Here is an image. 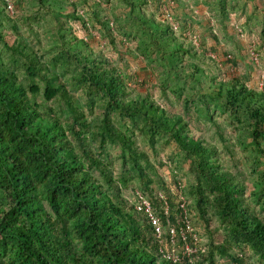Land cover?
Here are the masks:
<instances>
[{
	"label": "trees",
	"instance_id": "16d2710c",
	"mask_svg": "<svg viewBox=\"0 0 264 264\" xmlns=\"http://www.w3.org/2000/svg\"><path fill=\"white\" fill-rule=\"evenodd\" d=\"M90 1L83 0L88 8ZM120 1L127 8L128 19L146 33L142 48L148 65L161 77L159 88L165 99L166 81L180 79L204 99L223 104L232 115H242L264 195V91L247 84L245 74L222 70L221 64L225 69L237 67V56L225 51L219 63L176 36L161 20L164 13L155 18L148 0ZM234 1L243 7L250 3L255 9H264V0H218L217 10L223 19L233 9ZM35 2L55 20L59 48L52 63L60 72H68L75 87L102 98V117L97 127L92 126L59 73L48 68L33 51H27L22 41L9 45L0 31L2 45L24 57L28 80L24 84L0 63V264H226L227 260L252 264L245 258L246 249L257 254L258 264H264V220L241 197L240 181L221 165L216 146L196 122L185 119L169 104L157 103L150 92L130 86L118 67L87 39L68 34L70 28L61 15L79 19L86 28L76 0ZM5 13L9 14L0 0V17L12 21ZM90 14L113 46L115 37L106 20L100 18L96 7H91ZM260 38L258 46L264 41L263 35ZM211 39L219 45L213 32ZM250 44L245 50L251 59L247 51ZM256 44L252 48L260 56ZM35 78L45 82L46 100L62 99L69 120L62 121L50 107L42 108L36 98L40 88ZM111 114L140 123L152 145L155 135L174 144L187 163L189 184L184 186L181 179H168L157 171L149 154L117 128ZM90 136L99 138L103 150L105 137L119 145L117 156L127 166L119 179L121 188H130L127 196L113 177L110 161L93 154ZM84 162L92 166L85 168ZM158 164L172 169L162 160ZM135 181L138 186L133 187ZM136 188L150 201L160 220L161 243L148 217L135 210L128 199ZM182 199L186 218L180 207ZM261 204L264 207V201ZM193 216L207 231L206 247L193 241ZM213 216L222 223L223 236L212 224ZM187 226L191 231L184 232V241L180 231ZM171 227L178 252L185 242L195 245L192 260L181 256L172 261L162 255L159 246L170 248Z\"/></svg>",
	"mask_w": 264,
	"mask_h": 264
},
{
	"label": "rangeland",
	"instance_id": "374dc122",
	"mask_svg": "<svg viewBox=\"0 0 264 264\" xmlns=\"http://www.w3.org/2000/svg\"><path fill=\"white\" fill-rule=\"evenodd\" d=\"M76 1L78 2L76 9L78 13H82L81 16L86 21V28L84 29L79 19L65 18V15H61L70 28L68 34H72L76 38L87 39L96 51L103 53L118 67L130 86L139 91L150 92L157 103L163 106L169 104L182 113L185 119L189 118L191 122H196V127L216 146V157L221 165L240 181L241 197L264 220V207L261 204L264 201V195L260 190L258 166L254 157L255 151L248 144L246 122L241 119L242 115H232L223 104L204 99L202 95L194 92L195 89L191 88L189 83L180 79L169 78L166 81L167 84L163 88L168 98L165 99L161 88H159L161 77L155 69L148 65L146 51L142 48L143 43L145 44L146 33L138 23L128 19L127 8L121 1L91 0L89 2L92 8H97L101 15L100 18L106 20L107 27L115 37L113 46L108 43L107 35L98 21L91 18V7L88 8L83 0ZM148 3L150 8L156 12L155 18H158V13H164L165 16L160 19L171 26L176 36L185 40L203 55L211 56L219 63L220 60L221 63L224 60L223 52L225 51L230 55L237 56V67L230 66L229 69H225V65L221 64L222 70L224 72L229 70V73L237 75L243 73L247 84L264 91V41L262 45L256 44L260 42V37L264 36V33L261 32L262 29L264 31V9H255L254 5L250 3L244 7L240 3H235L233 9H229L223 19L217 10L218 0H148ZM13 4L16 5V9L14 8L13 13H9L10 17L5 13V16L12 21L0 17V31L4 34L5 41L9 45L16 41H22L28 46L27 51H33L40 61L46 63L48 68L59 73V79L66 82L67 89L73 94L76 104L84 112L87 121H91L90 124L97 127L102 117L100 106L102 98L97 95L93 96L83 88L75 87L68 72H60L57 64L52 63V57L59 48L55 20L38 8L35 0H13ZM22 5L23 7H21ZM13 27L17 30H14ZM211 32L217 36L219 45H216L211 39ZM248 43L256 44L259 50L260 56L257 55L255 60L248 49L251 59L247 55L245 49ZM0 63L15 72L18 79L24 84L28 82L25 78L24 57L5 48L1 41ZM36 80L40 88L36 98L42 108L50 107L59 113L62 121L69 120L62 99L55 97L49 101L46 100L43 95L45 82L39 81L38 78H35ZM110 116L111 121L118 129L131 136L136 145L149 154L148 156L157 171L168 179L173 177L181 179L184 186L189 184L190 174L187 163L180 157L174 144L165 143L163 137L155 135L152 145L140 123L134 124L130 119H121L116 114ZM90 137L89 144L93 154L110 161L113 177L118 180L121 188L119 176L127 166H123L117 156L120 152L119 145L105 137L101 142L103 150L99 146V138ZM73 144L76 143L73 142ZM77 151L80 150L77 149ZM158 160L171 164L172 169L159 165ZM90 166H92L90 163L84 162L85 168ZM90 169L98 178L100 177L93 167ZM133 184H135L133 187L138 186L136 181ZM121 189L125 196L129 194V187ZM187 199L193 204L191 197L188 196ZM212 224L223 236L225 229L215 216L212 217ZM203 225L199 219L194 217L192 227L194 234L198 238V244L201 243L206 247L209 237ZM174 249L178 251L176 247ZM245 258L252 264H258L257 254L249 249H246ZM226 264L232 263L227 260Z\"/></svg>",
	"mask_w": 264,
	"mask_h": 264
},
{
	"label": "built area",
	"instance_id": "2783aa9c",
	"mask_svg": "<svg viewBox=\"0 0 264 264\" xmlns=\"http://www.w3.org/2000/svg\"><path fill=\"white\" fill-rule=\"evenodd\" d=\"M2 2L5 5V9L8 13H13L14 12V4H13V0H2ZM248 50L251 54V56L253 57V59H257V53L254 52L252 45H250L248 47ZM129 201L131 202L132 206L134 207L135 210L137 211H141L143 214H145L148 219L151 222V225L154 227L156 236L158 238V242L161 243L162 240L160 238L161 233H162V229L160 224V220L158 218V216H156V214L153 211V207L150 203V201L146 198V196L139 190V189H134L132 192H130V195L128 197ZM180 207L182 209V214L183 217L186 218V211H185V200L182 199V201L180 202ZM185 231H191V228L187 226V228L183 231L181 229L180 233H181V237L182 239L185 241ZM170 233H171V245L170 248L160 245L159 249L162 253V255L165 258H168L172 261H178L180 260L182 257L181 256H187L189 260H192V254H194L196 252V248L195 245L191 246L188 243H184V247L182 249L181 252L175 251V246L173 244L174 242V228L171 227L170 228ZM192 237H193V241L194 243H196L198 241L197 236L192 233Z\"/></svg>",
	"mask_w": 264,
	"mask_h": 264
}]
</instances>
